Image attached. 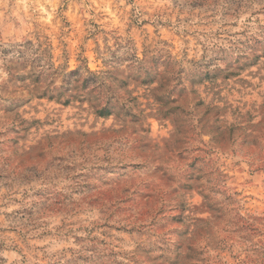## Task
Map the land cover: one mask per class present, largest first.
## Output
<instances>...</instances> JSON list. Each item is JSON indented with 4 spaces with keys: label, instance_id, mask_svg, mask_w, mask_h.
Returning <instances> with one entry per match:
<instances>
[{
    "label": "rangeland",
    "instance_id": "rangeland-1",
    "mask_svg": "<svg viewBox=\"0 0 264 264\" xmlns=\"http://www.w3.org/2000/svg\"><path fill=\"white\" fill-rule=\"evenodd\" d=\"M15 2L22 7L7 19L0 15V39L6 31L12 36L22 35L21 30L32 38L0 46V54L9 58L15 53L20 67L33 72V83L49 76L63 79L65 69L70 75L81 66L92 75L108 70L109 61L133 44L142 50V55L150 50L154 59H171L177 49L185 56L243 51L244 55L237 54L228 62L227 71H205L191 83L200 90L198 106L206 115L212 114L213 106L217 124L221 116L239 115L245 134L239 142L232 139L231 128L228 135L213 137L215 148L201 149L203 155L197 157L205 164L201 175L179 186L180 195L172 203L170 215L163 221L153 218L138 227H129L126 221L133 215L144 219L138 210L153 202V192L144 188L143 182L135 188L125 187L128 177L111 183L89 177V183L69 185L70 191L58 197L47 196L48 188L37 187L25 190L21 198L17 188L12 199H7L4 189L11 191L17 183L23 185L28 180L25 173L34 162L25 154L11 172L0 168L1 264H246L249 254L258 257L264 249V157L258 150L264 139L258 126L264 121V24L259 23L264 10L247 15V9L240 11L243 0H228L218 11L213 7L218 0H170L171 10L164 7V0H141L145 7H141L140 15L154 19L129 15L125 20L114 7L120 0H68L60 18L48 8L34 14L27 7L34 0ZM45 13L47 18L41 19ZM133 29L136 34L129 37ZM149 39L155 44L147 43ZM101 48L107 52L103 59L99 55ZM27 79L9 72V84L23 86ZM36 99L40 106L26 113L23 123L27 126L22 129L25 135L17 133V138L7 142L6 148H12L13 155L20 141L28 140L32 129L45 150L70 149L83 155L92 149L120 147L119 133L104 126L110 121L86 102L61 101L47 92ZM14 110L5 108L6 112ZM146 127L150 134L165 135L167 126L162 127L149 113ZM11 161L9 156L5 165ZM20 168L24 172L17 171ZM172 194L175 196L177 190L172 189ZM24 200L29 203L24 204ZM99 205H103L99 214L105 218L100 222L92 220L91 227H77L76 221L67 219L70 214L90 215ZM9 208L12 210L7 211ZM145 237L147 242H143ZM135 238L142 242L136 243ZM129 244L134 247L129 249Z\"/></svg>",
    "mask_w": 264,
    "mask_h": 264
},
{
    "label": "clouds",
    "instance_id": "clouds-1",
    "mask_svg": "<svg viewBox=\"0 0 264 264\" xmlns=\"http://www.w3.org/2000/svg\"><path fill=\"white\" fill-rule=\"evenodd\" d=\"M67 2L68 0H42V2L34 0L28 3L27 7L32 9L34 14L48 8L53 15L63 18V7ZM227 3L228 0H218V4L213 7L218 11ZM18 7L22 5L17 4L15 0H0V15H4L7 19ZM82 7L86 6L82 5ZM114 7L122 12L125 20L129 15L133 18L140 16L141 19H154L151 15L147 17L140 15L141 7H145L141 0H120ZM164 7L171 10L170 0H164ZM57 8L61 10L59 13L56 12ZM130 9H135L136 12L133 13ZM245 9L247 15L264 10V0H243L240 11L243 12ZM46 18L47 13L41 17V19ZM259 23L264 24V16L259 18ZM29 31H31L30 27ZM21 32L22 35L12 36L6 31L0 39V46L7 47L22 38H32L23 34V30ZM135 34L133 29L128 35L132 37ZM109 39L112 37L110 36ZM147 43L154 45L155 41L149 39ZM17 47H22V44ZM207 47L211 46L207 45ZM141 51L134 44L121 49L116 54L117 59L109 61L108 70L98 71L95 75L85 71L81 66L79 71L70 75L65 69L66 75L63 79L49 76L46 80L36 83L32 82L33 72L20 67L15 53L9 58L0 54V149H5L7 142L17 138V133L20 136L25 135L22 129L27 126L23 123L26 113L40 106L36 97L44 92L61 101L79 99L86 102L102 118L110 121L104 126L107 130L119 133L120 144L118 149L109 146L100 150L92 149L83 155H77L70 149L45 150L43 141L36 134L35 129H32L28 140H21L16 146V155H13V149L10 147L0 151V168H5L7 172L15 169L24 159L25 154L30 155L34 162L30 166V171L25 173L28 180L23 185L17 183L11 191L3 190L7 199H12V194L16 193L17 188L20 189L21 198L25 190L34 191L37 187L48 188L47 196L58 197L70 191L67 187L69 185L77 187L89 183V177L108 183L128 177L129 182L124 186L135 188L143 182L144 188L153 192V202L138 210V215L144 216L143 220L133 215L126 221L127 225L138 227L140 224L150 223L153 218L163 221L170 215L169 209L172 203L179 198V186L190 182L193 176L201 175L200 170L205 164L203 160L197 159L203 155L200 150L215 148L212 138L228 135L230 128L234 131L232 139L239 142L245 134L244 121L239 115L233 118L221 116L219 124L215 123V106L212 114L206 115L205 110L198 106V101L201 99L200 90L191 82L205 71H227L228 62L234 60L237 54L244 55L243 51L240 53L209 51L206 56L205 53L196 52L185 56L177 49L171 59L168 57L154 59L150 50L143 55ZM80 55L82 61L83 54ZM99 55L101 59L105 58L106 50L99 49ZM9 72L13 76H27L28 79L23 86L17 83L9 84ZM53 80L55 83L52 82ZM18 105L23 106L18 107ZM7 107L15 110L6 112ZM149 113L160 121L162 127L167 126L164 127L165 135L147 132ZM165 115L167 119H164ZM202 117L203 122L197 124ZM258 126L260 135L264 136V121L258 122ZM12 128L17 129V132L10 131ZM193 129L194 131H191ZM247 131L252 132L251 129ZM252 135L255 136L256 133L252 132ZM258 150L264 157V139L261 140ZM9 156H12V161L5 165ZM59 156H65L66 159H56ZM17 171L24 172V169L20 168ZM77 173L83 175L78 176ZM172 189L177 190L175 196L172 194ZM73 199L80 198L74 196ZM28 203L29 200H24V204ZM20 206L13 205V207ZM100 207L103 205L97 206L90 215L70 214L67 219L76 221L77 227H91L92 220L100 222L105 218L99 214ZM157 234L164 235V232ZM147 239L148 237H145L143 242H147ZM135 242L141 243L142 240L135 238ZM131 247H134V244H129V249ZM249 257L246 264H264V249L258 257L251 254Z\"/></svg>",
    "mask_w": 264,
    "mask_h": 264
},
{
    "label": "trees",
    "instance_id": "trees-1",
    "mask_svg": "<svg viewBox=\"0 0 264 264\" xmlns=\"http://www.w3.org/2000/svg\"><path fill=\"white\" fill-rule=\"evenodd\" d=\"M0 264H1V260H0Z\"/></svg>",
    "mask_w": 264,
    "mask_h": 264
}]
</instances>
